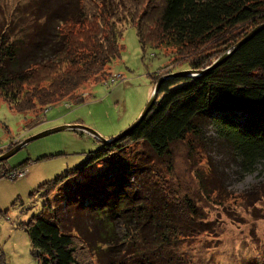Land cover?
I'll return each instance as SVG.
<instances>
[{
	"label": "trees",
	"instance_id": "obj_1",
	"mask_svg": "<svg viewBox=\"0 0 264 264\" xmlns=\"http://www.w3.org/2000/svg\"><path fill=\"white\" fill-rule=\"evenodd\" d=\"M74 1L58 11L52 29L36 16L0 20V97L33 112V122L58 101L83 102L79 88L88 79L114 78L109 65L121 54L124 22L135 26L142 47L173 46V59L183 65L153 73L152 87L166 76L127 133L38 185L45 201L22 223L32 253L38 264H179L172 246L204 225L198 205L179 197L156 161L171 166L172 143L189 135L195 146L208 124L243 167L264 159V26L205 72L167 74L205 69L232 49L264 23V0ZM4 164L1 159L0 178L24 166ZM93 164L98 169L80 179ZM3 256L0 264H8Z\"/></svg>",
	"mask_w": 264,
	"mask_h": 264
},
{
	"label": "rangeland",
	"instance_id": "obj_2",
	"mask_svg": "<svg viewBox=\"0 0 264 264\" xmlns=\"http://www.w3.org/2000/svg\"><path fill=\"white\" fill-rule=\"evenodd\" d=\"M72 3L0 0V20L13 15L23 22L36 16L42 21L38 25L48 19L52 29L58 25V11ZM122 27L121 54L109 65L114 78L84 82L79 88L86 93L83 102L58 101L33 122V112L18 111L0 97V148L62 124L86 125L99 134L64 127L29 139L4 159L6 168L24 165L23 174L16 178H0V254L8 264H38L22 224L45 201L38 185L85 162L103 143L101 138L114 136L132 123L149 99L153 73L170 64L183 65L173 59V46L142 47L135 26L124 22ZM203 133L202 139L193 141L195 146L189 145V135L172 143L171 166L156 161L159 174L179 197H190L198 205L204 225L172 246L174 258L179 264H264V159L243 167L240 157L217 138L212 124ZM96 165L87 166L86 174H78L80 179L96 171ZM50 198L53 194L49 196L53 202Z\"/></svg>",
	"mask_w": 264,
	"mask_h": 264
},
{
	"label": "water",
	"instance_id": "obj_3",
	"mask_svg": "<svg viewBox=\"0 0 264 264\" xmlns=\"http://www.w3.org/2000/svg\"><path fill=\"white\" fill-rule=\"evenodd\" d=\"M264 26V23L258 24L257 26H255L252 30H250L244 37H242L241 39H239L232 47V49H226L223 52H221L213 61L212 63L207 66V68H203V69H196V68H184V69H180L178 71H174V72H170L167 75H172V74H189V75H195V74H199L201 72H205L206 70L210 69L211 67H214L218 64H220L229 54L230 52H232V50H234L235 48H237L239 45H241L245 40H247L249 37H251L253 34H255L260 28H262ZM166 75H161L155 82L151 92H150V96L148 101L146 102L143 110L141 111V113L139 114V116L132 122L130 123L127 127H125L123 130H121L118 134L114 135L112 138H101L103 140V142H110L112 140H115L119 137H121L122 135H124L125 133H127L131 128H133L144 116V114L149 110V108L151 107L157 90H158V86L159 83L161 81V79L163 77H165ZM78 127L81 128L85 131L90 132L91 134L99 137V134L92 129L91 127H88L86 125H82V124H62V125H57V126H53L44 130H41L37 133H34L33 135H31L30 137L20 141L19 143L13 145L11 148H9L8 150L0 153V160L1 159H5L6 157H8L9 155H11L12 153H14L18 147H20L21 145L25 144L26 141H28L31 138L46 134L48 132L57 130V129H61L64 127Z\"/></svg>",
	"mask_w": 264,
	"mask_h": 264
},
{
	"label": "built area",
	"instance_id": "obj_4",
	"mask_svg": "<svg viewBox=\"0 0 264 264\" xmlns=\"http://www.w3.org/2000/svg\"><path fill=\"white\" fill-rule=\"evenodd\" d=\"M21 168V167H20ZM15 169V170H13L12 172H10V177H12V176H16V175H21V174H23V171H22V169Z\"/></svg>",
	"mask_w": 264,
	"mask_h": 264
},
{
	"label": "crops",
	"instance_id": "obj_5",
	"mask_svg": "<svg viewBox=\"0 0 264 264\" xmlns=\"http://www.w3.org/2000/svg\"><path fill=\"white\" fill-rule=\"evenodd\" d=\"M149 92H151V88H150Z\"/></svg>",
	"mask_w": 264,
	"mask_h": 264
}]
</instances>
